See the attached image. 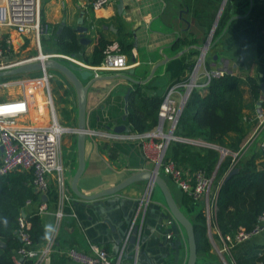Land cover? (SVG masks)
<instances>
[{
  "label": "crops",
  "instance_id": "crops-1",
  "mask_svg": "<svg viewBox=\"0 0 264 264\" xmlns=\"http://www.w3.org/2000/svg\"><path fill=\"white\" fill-rule=\"evenodd\" d=\"M91 1L42 0L43 19L56 27L61 26L63 21L66 25L75 27L78 18L84 12V24L89 26L86 33L90 38V42L86 44L88 53L93 51L98 31H101L112 41L122 39L125 43L132 44L129 48H123L121 45L126 55V66L119 70H100V75L104 77L96 79L89 87L87 95L89 127L107 128V125L114 127L117 123H123L126 104L128 105L125 95L129 89L131 94L137 85L141 86L143 94L164 96L171 82L188 74V68H185L186 63H196L202 53V47L214 30L211 44L205 54L206 68L223 69L225 72L238 74L244 79L242 88L245 107L241 124L246 134L239 142V146L237 145L238 148H235L231 146V141H234L238 131L231 132L226 140L228 144L223 147L229 150V155L239 151L237 162L249 158L260 150L259 143L264 134L246 142L256 130L255 113L259 107V100L262 99V103L264 100V92L261 88V83L264 81V34L262 33L264 29V0H124V6H121L120 0H111L110 3L98 10L91 8ZM260 24H262V29ZM179 37L184 38V42L180 44L179 48H176L174 44ZM29 42V38L26 37L24 42L20 43L17 54L26 52L25 45ZM49 43L51 44H45V49L55 51L53 42ZM28 52H33V49ZM75 58L87 64L81 59ZM62 61L67 64L73 62L67 58ZM82 63H77V65L91 70L93 67L90 66H94H85ZM155 67L156 69L151 75ZM23 73L25 72L17 74L21 76ZM123 74L131 75L135 79L148 78V80L137 84L124 77ZM247 76H253L258 80L259 98L254 97L246 79ZM67 78L68 83L62 79V88L64 92L70 91V93L68 95L60 91V96L56 101L57 112L59 108L66 122L75 126L78 121V93L73 82L68 76ZM204 79L205 77L201 78L202 81ZM88 80L85 79L83 82L86 83ZM200 89L207 90V88ZM251 142L254 143L251 144ZM63 143L66 147L64 155L68 158L66 180L71 191V198L64 205L65 214L60 227L59 241L74 244L88 252L92 251L91 243H99L107 248L111 256H115L117 240L121 234L120 227L125 225V213H129L132 203L143 196L148 181L133 182L120 191L119 194L128 199L124 202L123 207H117L113 202L111 203L108 196L93 200L81 199L71 189V180L78 165L76 135L65 134ZM190 166L194 165L190 163ZM151 167L152 163L145 160L136 141L101 143L96 147L87 139L86 167L79 179V187L85 193H94L118 183L135 171L151 170ZM165 179L181 209L191 219L194 218L202 204L194 201L192 204H186L184 202L185 193L171 179L167 177ZM157 186L155 184L153 187L155 191L151 196V202L160 204V209L165 214L159 216L157 208L151 202L150 210L147 213L148 218L154 220L155 227L160 228L161 237L163 234L165 235L166 241L161 244L150 237L142 243L141 250L148 248L154 262H158L162 257V252L168 248L170 250L167 255L169 261L167 258L165 259L168 264H186L189 256L186 230L170 212L165 200L160 198ZM58 200V186L55 177H53L50 188L41 195V200L25 205L24 213L26 215L33 210H38L40 202L46 201L48 207L40 212V215L44 225L51 228L55 218L54 213L59 206ZM99 202L106 206L108 204L103 212L97 209L99 204L87 206L89 203ZM89 213L99 219L92 222L88 218ZM103 214L107 216V219H111H109L111 224H116L115 229L110 226L106 218L104 220L101 218ZM169 231L173 233L171 238L166 235ZM218 238L221 239L220 236ZM218 241L217 243H220ZM221 242L223 244L222 239ZM254 242H264V237L257 235L250 240L232 243L229 255H224L223 251L219 250L222 244L215 246V249L213 244L210 251L198 254L197 261L200 264L208 260H222V256L231 260V256L245 251ZM15 255L16 250L13 257ZM35 261L32 258H26L24 264H35ZM39 264L80 263L67 256L53 254ZM122 264H134V262L127 255ZM142 264H149V262L142 261Z\"/></svg>",
  "mask_w": 264,
  "mask_h": 264
},
{
  "label": "built area",
  "instance_id": "built-area-1",
  "mask_svg": "<svg viewBox=\"0 0 264 264\" xmlns=\"http://www.w3.org/2000/svg\"><path fill=\"white\" fill-rule=\"evenodd\" d=\"M110 1L92 0L90 6L93 10H98ZM54 29L53 24L43 19L42 0H3L0 3V70L34 61L44 64L49 58L60 60L67 58L73 62L82 63L74 56L45 49L44 40L53 34ZM213 32L214 30L202 47V53L193 68L185 77L171 82L168 86L158 110V122L153 128L145 131L134 129L116 131L108 128L87 127L85 132L87 139L96 147L101 143L136 141L145 160L152 163L151 171L154 174L168 177L194 202L202 204L201 210L207 217L210 237H214L213 232L219 233L223 241L219 250L224 251L229 250L232 243L250 240L258 235L264 229V211L260 213L257 223L251 229L241 228L234 235H222L215 221L218 190L221 183L216 182L215 178L218 166L210 172L204 166L193 167L182 164L168 154L169 145L173 140L211 145L201 138L179 137L175 130L192 91L195 88H207L213 77L225 73L223 69H208L205 64L202 69V62L205 63V54L211 44ZM262 33L264 34V29ZM26 37L30 40L25 45L27 54L17 57L20 43L24 42ZM32 49L33 52H28ZM82 65L90 66L84 63ZM125 66L126 55L122 46L119 41L113 40L107 44L102 62L90 67H93L95 75H100V70H119ZM33 71L40 74L6 79L2 83L5 86L19 84L20 92L13 96H0V173L7 174L15 170L32 172L33 187L39 196L37 201L41 200V195L50 188L52 178L55 177L59 192V206L54 213L55 218L50 235L41 243H35L29 232L25 230L26 215L23 209L17 229L22 244L16 249L15 264H24L26 258H32L36 260L35 264H39L53 254L67 256L80 264H122L128 252L129 239L136 226L138 227L136 242L131 253L134 264H137L152 189L155 185L152 181L148 182L143 196L139 199L127 233L115 256H111L107 248L99 243H91L92 251L88 252L74 244L59 241L60 227L65 214L64 205L71 198V191L66 180L68 158L64 155L63 137L67 133L77 135L78 128L76 125L62 124L59 120L50 86L51 78L54 76L53 68L43 65L38 70L27 72ZM202 77H205L203 81ZM39 94H42L45 99H39ZM255 120L256 130L246 143L264 134V102L257 108ZM259 145L260 149H264V136ZM214 146L220 149L222 157L230 154L227 148L216 144ZM238 154L239 151L231 153L232 161L229 171L237 163ZM33 202L32 199H28L26 205ZM47 207L48 203L41 201L38 210L42 212ZM166 235L171 238L173 233L169 231ZM222 261L228 264L229 259L222 256Z\"/></svg>",
  "mask_w": 264,
  "mask_h": 264
},
{
  "label": "trees",
  "instance_id": "trees-1",
  "mask_svg": "<svg viewBox=\"0 0 264 264\" xmlns=\"http://www.w3.org/2000/svg\"><path fill=\"white\" fill-rule=\"evenodd\" d=\"M257 7V6H255ZM93 19L91 18V21ZM262 29V24H260ZM87 36V34H86ZM89 38V35L87 36ZM93 51H86V44L72 25H62L54 29L46 38L53 42L55 51L81 59L89 65H99L105 56V49L111 39L98 31ZM184 38L179 37L174 47L179 48ZM123 48L132 44L120 40ZM195 62H188V72ZM55 69V68H53ZM35 72V71H33ZM22 75V74H21ZM20 74L0 76V80L18 77ZM181 77H179L180 79ZM254 97H260L259 82L253 76H247ZM244 79L232 72L213 77L206 91L195 88L180 116L175 132L187 137H197L211 143L200 145L183 140H173L168 154L182 164L204 166L213 172L218 166L216 182H221L218 190L215 221L222 235L235 234L237 230L251 229L264 211V149L253 153L249 158L240 160L233 168H238L230 178L224 175L231 168L232 156L221 158V151L214 145L226 146L231 132L238 131L231 146L238 144L245 137L242 116L245 107L242 84ZM61 84V82H60ZM163 96L143 94L140 85L132 90L128 98V117L134 130L145 131L153 128L158 122V110ZM264 102V101H263ZM236 140V141H235ZM238 145V146H237ZM219 164V165H218ZM232 168V169H233ZM33 174L27 170H15L7 174L0 173V264H15L14 251L22 244L17 234L19 216L25 209L26 201L39 198L34 190ZM184 202L192 204L193 200L186 193ZM25 230L35 243L47 240L51 228L44 225L39 210L26 214ZM195 227L198 254L210 251L213 242L207 226V217L200 209L192 218ZM215 238L219 233H213ZM235 264H264V242H254L245 251L232 256ZM196 264H199L198 261ZM200 264H224L222 260H208Z\"/></svg>",
  "mask_w": 264,
  "mask_h": 264
},
{
  "label": "water",
  "instance_id": "water-1",
  "mask_svg": "<svg viewBox=\"0 0 264 264\" xmlns=\"http://www.w3.org/2000/svg\"><path fill=\"white\" fill-rule=\"evenodd\" d=\"M121 6H124V0H120ZM85 15L84 12L81 13V16L78 18V23L75 26L76 30L79 32L81 36V41L85 44L90 42V38L86 36V33L89 29V26L84 24L85 20ZM65 22L63 21L62 25H64ZM49 67V68H55L60 71H62L66 76L70 78V80L73 82L77 93H78V121L76 124V127L78 128L77 135H76V144H77V157H78V165L75 170V173L72 177L71 180V189L76 196H78L81 199L84 200H93L97 199L100 197L108 196L110 197L111 203L113 202L117 207H123V204L126 200H128L126 197H123L120 195V191L123 190L125 187L128 185L132 184L133 182L139 181V180H147L152 181L154 184H157L160 186L164 197L165 201L167 204L168 209L170 212L173 214V216L178 220V222L185 228L187 237H188V243H189V256L186 264H196L198 260V249H197V241H196V233H195V227H194V222L193 220L181 209L180 205L176 201L172 191L169 188L168 182L166 181L165 177L160 175V174H154L151 170H138L135 171L122 180H120L118 183L109 186L107 188L101 189L97 192L94 193H85L83 192L80 187H79V179L82 176L85 167H86V142H87V135L85 132V129L88 126V110H87V95H88V90L93 81L96 79H100L104 76L101 75H95L94 70L88 69V68H81L79 65H77L76 62H69L68 64L63 62L60 59L56 58H49L45 61L44 64H42L39 61H34V62H29L25 64H21L12 68H8L5 70H0V76H5V75H11V74H17V73H22V72H27L31 70H38L43 67ZM157 67V66H156ZM156 67L152 70L151 75L154 73ZM93 76V77H92ZM124 77L130 79L131 81L140 84L148 80L146 79H135L131 75L128 74H123ZM91 77V78H90ZM89 79L86 83L83 82V80ZM261 88L264 92V81L261 83ZM130 89L125 95L126 100H128L130 96ZM262 105V99L259 100V106ZM123 123H117L114 127L111 125H107V128L109 129H114L116 131H124V130H132L133 126L129 120L128 117V105L126 104V114L123 116ZM222 156L220 158V161L222 160ZM236 171H238V168H233L228 172V174L225 176V180L230 178ZM139 203V200H135L132 205L129 213H125V218L124 222L125 225L120 227L121 234L120 238L117 240V248H116V253L119 251L120 244L122 240L124 239L129 224L131 223L132 217L134 215L135 209ZM99 204V205H98ZM152 204V202H151ZM150 204V205H151ZM98 205V206H97ZM150 205L148 208V212L150 210ZM154 207L157 208L158 215H164L165 212L160 209V204L158 203H153L152 204ZM87 206H97V209L100 211L106 210L107 206L103 204L102 202L99 203H89ZM102 219L106 218V221L110 224V226L115 229L117 226L116 224H111V219H107V216L105 214L101 215ZM88 218L92 222H96L99 218H95L89 213ZM138 227L136 226L133 230V234L131 235L129 239V245L127 248V254L130 258H133V254L129 253L132 251L134 247V243L136 242V233H137ZM150 237H153L156 239L159 243L164 244L166 241L165 235L163 234V237H161V231L160 228L155 227V222L152 219L148 218V213H147V218H146V223L144 226V231H143V236H142V243L147 241ZM162 239V241H161ZM0 243L4 244V242L0 241ZM170 250L167 248L165 251L162 252V257L159 259L158 262H154L153 256L150 255L148 248L141 250V253L138 257L137 264H142V261H148L149 264H167L165 259L167 258L168 253Z\"/></svg>",
  "mask_w": 264,
  "mask_h": 264
},
{
  "label": "rangeland",
  "instance_id": "rangeland-1",
  "mask_svg": "<svg viewBox=\"0 0 264 264\" xmlns=\"http://www.w3.org/2000/svg\"><path fill=\"white\" fill-rule=\"evenodd\" d=\"M3 0H0V3L2 2ZM47 41V42H46ZM48 45V44H51V43H49L48 42V40H44V45ZM207 52V51H206ZM62 53V52H61ZM27 54V52H23V53H19V54H17V56H19V57H21V55H26ZM204 62H202V69L204 68ZM53 72H54V76L51 78V82H50V86H51V92H52V94H53V96H54V101H55V105H56V109H57V98L60 96L59 94H60V91H62L63 93H65V94H68L69 95V93H70V91H65L64 92V90H63V88H62V86H63V81H62V79L65 81V82H67L68 83V78H67V76L66 75H64L63 73H61L60 71H58L57 69H53ZM40 73L39 72H37V71H35V72H25V73H23L21 76H19V77H28V76H31V75H39ZM16 78H18V77H12V78H9V79H16ZM6 79H3V80H0V96L1 97H7V96H13V95H17V94H19V92H20V85L19 84H10V85H7V86H5V85H3L2 83L5 81ZM8 80V79H7ZM60 82H61V84H60ZM67 87V86H66ZM57 89V90H56ZM58 91V92H57ZM58 114H59V120H60V122L62 123V124H66V125H69L70 123H67L66 122V120L62 117V115H61V113H60V111H59V108H58ZM64 116V115H63ZM255 116H256V113H255ZM68 121H70V120H68ZM178 136L179 137H183V138H187V139H190V137H185V136H183V135H179L178 134ZM204 140V139H203ZM254 142H251V144H253ZM248 146V145H247ZM246 146V147H247ZM64 149H66V147H64ZM168 178V177H167ZM157 193L158 192H160V198L162 199V200H165V197H164V194H163V192H162V190H161V188H160V186L158 185L157 187ZM153 191H152V194H153V192L155 191V188L154 189H152ZM152 194H151V196H152ZM166 202V201H165ZM260 235V237H264V229L261 231V233H259L258 234V236ZM257 236V235H256ZM211 238V240H212V242H214L213 244H214V249H215V246H219L220 244H222V242H221V239H219V238H215V237H210ZM220 241V243H217V241ZM218 241V242H219ZM218 244V245H217ZM231 252V249L230 250H228V252H227V250H224L223 251V254L224 255H229L228 253H230ZM232 257V256H231ZM167 261H169V259L167 258ZM228 262V261H227ZM230 262V263H229ZM229 262H228V264H235L234 263V260H233V258L230 260L229 259ZM168 264V263H167Z\"/></svg>",
  "mask_w": 264,
  "mask_h": 264
},
{
  "label": "bare ground",
  "instance_id": "bare-ground-1",
  "mask_svg": "<svg viewBox=\"0 0 264 264\" xmlns=\"http://www.w3.org/2000/svg\"><path fill=\"white\" fill-rule=\"evenodd\" d=\"M39 99L44 100L45 98H44V96L42 94H39Z\"/></svg>",
  "mask_w": 264,
  "mask_h": 264
}]
</instances>
